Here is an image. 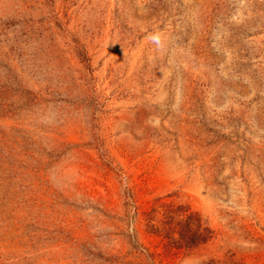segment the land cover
<instances>
[{
    "label": "rangeland",
    "instance_id": "1",
    "mask_svg": "<svg viewBox=\"0 0 264 264\" xmlns=\"http://www.w3.org/2000/svg\"><path fill=\"white\" fill-rule=\"evenodd\" d=\"M0 264H264V0H0Z\"/></svg>",
    "mask_w": 264,
    "mask_h": 264
},
{
    "label": "trees",
    "instance_id": "2",
    "mask_svg": "<svg viewBox=\"0 0 264 264\" xmlns=\"http://www.w3.org/2000/svg\"><path fill=\"white\" fill-rule=\"evenodd\" d=\"M182 234H184V233H182ZM184 236V235H183Z\"/></svg>",
    "mask_w": 264,
    "mask_h": 264
}]
</instances>
